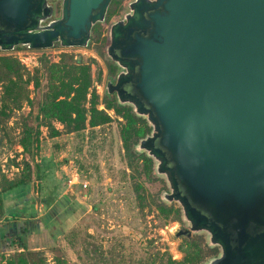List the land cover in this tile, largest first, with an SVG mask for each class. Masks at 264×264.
I'll use <instances>...</instances> for the list:
<instances>
[{
	"label": "water",
	"instance_id": "water-1",
	"mask_svg": "<svg viewBox=\"0 0 264 264\" xmlns=\"http://www.w3.org/2000/svg\"><path fill=\"white\" fill-rule=\"evenodd\" d=\"M112 2L64 0L37 32L47 0H0V50L86 48ZM109 41L107 90L153 128L138 149L185 233L220 249L208 264H264V0H131Z\"/></svg>",
	"mask_w": 264,
	"mask_h": 264
},
{
	"label": "rangeland",
	"instance_id": "rangeland-1",
	"mask_svg": "<svg viewBox=\"0 0 264 264\" xmlns=\"http://www.w3.org/2000/svg\"><path fill=\"white\" fill-rule=\"evenodd\" d=\"M124 5L123 13L127 11V3ZM114 6L112 9L117 11L122 5ZM120 11L97 27L99 35L93 30L91 44L86 48L56 44L47 50H0V57H13L24 68L21 94L28 92L31 101L5 102L0 85V175L10 181L19 178L25 162L33 171L29 185L2 195L0 264H31L33 260L38 264H160L167 257L176 262L185 258L187 238L177 234L189 226L181 206L166 201L165 195L171 192L166 178L156 173V161L138 149L152 132L134 149L137 156L144 155L151 161L149 173L146 163H134L126 157L121 133L127 121L103 104L98 108L106 111L112 121L96 128L88 125L81 132L67 134L60 122L52 120L51 126L58 132L54 135L39 120L32 122L48 92L44 68L47 63H60L65 54L91 66L93 87L100 101L104 99L108 82L115 79L108 77L109 29L123 15ZM26 57L28 60H24ZM110 98L135 114L132 106L121 105L116 96ZM41 121L44 122L42 117ZM24 124L39 127L34 157L21 146ZM147 125L153 131L148 122ZM75 175L88 185L87 189L76 184L79 187L74 185L71 190L69 181ZM23 190L26 192L22 195ZM44 200L51 204L45 205ZM162 206L180 210L181 217H166ZM13 213L14 217L6 219L5 215ZM196 238L201 239L209 254L200 264H208L220 249L210 245L206 232L193 233L189 239ZM211 250H217V255L211 256Z\"/></svg>",
	"mask_w": 264,
	"mask_h": 264
},
{
	"label": "trees",
	"instance_id": "trees-1",
	"mask_svg": "<svg viewBox=\"0 0 264 264\" xmlns=\"http://www.w3.org/2000/svg\"><path fill=\"white\" fill-rule=\"evenodd\" d=\"M115 5V4H114ZM113 5V6H114ZM115 7V6H114ZM111 9L109 19L117 11ZM98 28L95 27L94 34L99 35ZM43 75L47 77L48 92L40 102L38 115L33 118V123L40 121L50 129L52 134L57 135L51 126V121L60 122L67 134L81 132L89 125L91 128H96L108 124L112 121L108 113L100 110L99 104H103L106 109H114L118 115H122L127 121L126 126L122 130V141L126 157L129 161L137 163L141 160L147 164V170L151 173V161L144 155L137 156L134 149L138 141L151 132L147 122L143 118H138L130 108L118 106L114 99H111V94L107 90V94L102 101L97 94L96 88L93 87L94 79L91 66L85 65L82 60H73L72 56L63 55L60 63L45 66ZM24 68L20 63L10 56L0 57V85H3L4 94L2 99L5 102L21 101L30 103L28 92L22 96L21 85L25 76ZM116 68L109 62L108 77L114 78ZM101 81V77L99 78ZM109 80V79H108ZM111 81V79H110ZM109 81V82H110ZM91 99L88 100V96ZM112 97H115L112 95ZM89 104V106H87ZM41 117L44 122L41 121ZM40 136L38 129L29 124L23 125V133L21 137V146L29 156L34 157L37 148L38 138ZM36 167V171H37ZM32 166L29 162L24 163L23 171L19 178L15 180H7L5 176L0 175V210L3 211L2 195L16 188L29 185L32 181ZM161 212L166 217L171 214L174 216L180 215V210L174 208L161 207ZM200 242V243H199ZM184 250L185 258L181 262L173 261L171 257L165 258L160 264H200L205 257L209 256L204 251L203 242L201 239H188ZM217 250H211V256L217 255ZM23 256H19L22 258ZM31 264H38L37 260H33Z\"/></svg>",
	"mask_w": 264,
	"mask_h": 264
},
{
	"label": "flooded vegetation",
	"instance_id": "flooded-vegetation-1",
	"mask_svg": "<svg viewBox=\"0 0 264 264\" xmlns=\"http://www.w3.org/2000/svg\"><path fill=\"white\" fill-rule=\"evenodd\" d=\"M128 1H130V0H113V2H112V4H111V6H110V8H109V11H108V14H107V16H106V20H105V22H103V23H100V24H98V25H96L95 27H99V26H101V25H105L110 19H109V14H110V11H111V9H112V6L115 4H118V5H122L121 6V8H120V13H123V10H122V8H123V4H125L126 5V3H127V5L129 4L128 3ZM63 2H64V0H47V3H48V7H50L51 9H52V14H51V16L50 17H48V18H46V19H44V20H42L41 21V24H40V28H39V30L37 31V32H40L41 30H43V28H45V27H47V26H49L50 24H52V23H54V22H56V21H58V20H60L61 19V17H62V8H63ZM124 5V6H125ZM126 12V11H125ZM125 12L123 13V15L121 16V18H119L118 20H116L115 22H118V21H120V20H122V18H123V16H124V14H125ZM95 29V28H94ZM110 45V41H109V44H108V46ZM107 46V47H108ZM107 49V48H106ZM111 63L114 65V67L116 68V75H115V79H114V81L112 80V81H110V82H114V83H116V80H117V76L119 75V74H121L123 71H122V69L114 62V61H111ZM110 82H108V84L110 83ZM107 84V85H108ZM114 96H116V94L114 95ZM188 229H183V230H180L178 233H180V232H182V235L180 236V237H182V236H184V237H186V238H191L192 237V234L193 233H185L186 231H187ZM184 233V234H183Z\"/></svg>",
	"mask_w": 264,
	"mask_h": 264
},
{
	"label": "built area",
	"instance_id": "built-area-1",
	"mask_svg": "<svg viewBox=\"0 0 264 264\" xmlns=\"http://www.w3.org/2000/svg\"><path fill=\"white\" fill-rule=\"evenodd\" d=\"M27 58H28V57L24 58V60H28ZM76 184H82V186L84 187V189H87V187H88V185H87L86 183H81V182L79 181V176H78V175L73 176V177L70 179V181H69V185H70V187H73V186L76 185Z\"/></svg>",
	"mask_w": 264,
	"mask_h": 264
},
{
	"label": "crops",
	"instance_id": "crops-1",
	"mask_svg": "<svg viewBox=\"0 0 264 264\" xmlns=\"http://www.w3.org/2000/svg\"><path fill=\"white\" fill-rule=\"evenodd\" d=\"M76 186H78L79 187V185H75V187ZM72 188H74V186L73 187H71V190H73ZM24 192H22V195H23V193H25L26 191L25 190H23ZM33 202V201H32ZM43 203L46 205V204H51V201H43ZM17 207V206H16ZM14 210V209H13ZM10 212V211H9ZM11 213H12V211H11ZM6 216V219H8V218H10V217H14L15 215H14V213L13 214H9V215H5ZM2 219H1V217H0V221H1Z\"/></svg>",
	"mask_w": 264,
	"mask_h": 264
}]
</instances>
